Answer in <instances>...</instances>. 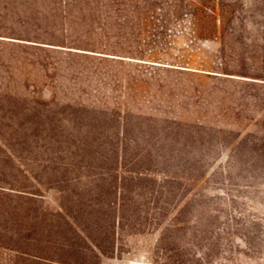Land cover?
Segmentation results:
<instances>
[{
  "label": "rangeland",
  "instance_id": "374dc122",
  "mask_svg": "<svg viewBox=\"0 0 264 264\" xmlns=\"http://www.w3.org/2000/svg\"><path fill=\"white\" fill-rule=\"evenodd\" d=\"M244 2L224 64L220 36H200L187 11L106 0L99 18L49 0H0V180L41 195L0 199V243L12 244L38 209L60 212L58 192L33 176L95 164L102 156L85 146L104 148L110 161L123 147L127 162L139 158L150 171L134 182L144 192L127 196L135 212H125L101 264L161 263L159 221L169 225L182 209L158 197L170 176L190 181L179 220L197 264H264V8ZM57 230L69 235L63 222ZM201 230L205 241L190 240ZM12 258L0 247V264Z\"/></svg>",
  "mask_w": 264,
  "mask_h": 264
},
{
  "label": "trees",
  "instance_id": "16d2710c",
  "mask_svg": "<svg viewBox=\"0 0 264 264\" xmlns=\"http://www.w3.org/2000/svg\"><path fill=\"white\" fill-rule=\"evenodd\" d=\"M47 4V0H42ZM146 12L156 13L162 11L161 6L174 9L176 14L187 11L193 16L200 36L211 38L220 36L223 63L226 64V53L231 52L227 46L229 36L242 28L240 19L243 11L238 10L245 6L244 0H139ZM248 10L256 4L264 8V0H249ZM50 6H57L63 12H86L91 16L103 17L106 0H49ZM264 19V18H263ZM175 134L182 133L181 125L175 124ZM98 152L91 146H85L82 151L90 158L94 155L102 156L95 164H54L44 169L43 178L36 176L31 179L38 187L55 190L60 195L59 210L57 214H50L38 209L33 217L34 224L17 233V239L10 243H0L13 253L12 264H101V257H109L114 251L117 229H122L125 212L134 213L135 208L126 203V198L134 191L138 194L144 192V187L135 186L137 180L141 182L150 171V165L144 166L143 161L127 162L125 148L118 147L113 154L115 159L106 158L104 148ZM111 153V154H112ZM72 168L75 176H68L66 170ZM186 169V168H185ZM41 181H44L43 184ZM129 182V183H128ZM172 187L160 186L159 198L164 197L163 203L168 205L179 203L182 209L178 211L169 225L162 227L156 243L155 252L161 263L156 264H197L200 260L196 254H187L184 237L187 235L183 224L179 220L184 206L187 204L189 194V180L183 177H167L164 181ZM16 186L13 183L0 180V199L10 197L7 191L18 192L21 199L27 196H41L39 188ZM31 191V192H30ZM179 199L176 201V197ZM32 200V199H31ZM168 212L160 208L158 219L162 220ZM178 216V217H177ZM63 222L69 230V235L61 238L57 230L59 223ZM44 224V227H42ZM254 226L255 223H250ZM250 226V227H251ZM45 233V234H44ZM207 233L200 231L191 234L190 240L195 243L205 241ZM187 237V236H186ZM207 239V238H206ZM249 239V236H248ZM251 239V238H250ZM183 241V244H181ZM246 243L247 240L245 241ZM187 255V259H186ZM188 256L190 260L188 259Z\"/></svg>",
  "mask_w": 264,
  "mask_h": 264
}]
</instances>
